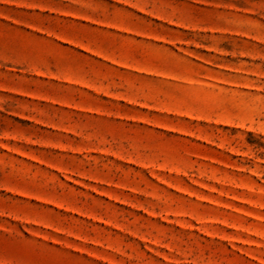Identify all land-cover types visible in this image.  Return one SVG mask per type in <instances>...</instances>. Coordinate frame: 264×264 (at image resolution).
Masks as SVG:
<instances>
[{
	"label": "rangeland",
	"instance_id": "1",
	"mask_svg": "<svg viewBox=\"0 0 264 264\" xmlns=\"http://www.w3.org/2000/svg\"><path fill=\"white\" fill-rule=\"evenodd\" d=\"M0 264H264V0H0Z\"/></svg>",
	"mask_w": 264,
	"mask_h": 264
}]
</instances>
